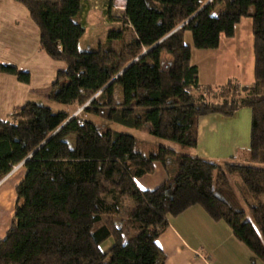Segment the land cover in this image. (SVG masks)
Here are the masks:
<instances>
[{"label": "trees", "instance_id": "16d2710c", "mask_svg": "<svg viewBox=\"0 0 264 264\" xmlns=\"http://www.w3.org/2000/svg\"><path fill=\"white\" fill-rule=\"evenodd\" d=\"M16 1L38 26L41 49L65 64L49 99L83 108L68 120L65 111L27 101L0 120V181L18 164L25 169L0 239V264H165L156 240L168 217L194 205L225 221L264 261V0H125L122 19L132 36L125 39L124 28L110 29L90 51L79 49L86 31L82 0ZM243 17L252 23L253 81L238 87L229 80L211 98V88L199 83L191 52L216 48L221 36L233 37ZM0 74L23 83L30 78L4 63ZM242 107L251 109L249 164L151 144L84 117L147 128L151 135L194 148L200 116L228 117ZM155 162L162 164L165 180L139 189L135 178L152 173ZM220 172L239 177L248 213L230 189L215 184ZM124 199L134 203L126 235L114 221ZM247 214L263 242L248 236ZM109 238L112 244L103 250Z\"/></svg>", "mask_w": 264, "mask_h": 264}, {"label": "crops", "instance_id": "0c3cea01", "mask_svg": "<svg viewBox=\"0 0 264 264\" xmlns=\"http://www.w3.org/2000/svg\"><path fill=\"white\" fill-rule=\"evenodd\" d=\"M82 5L81 19L87 30L91 17L103 6V0H82ZM39 40V28L27 8L16 0H0V63L14 65L19 70L28 72L30 77L29 82L23 83L14 75L0 74V120H6L13 109L27 101L50 105L53 102L48 93L57 72L64 69L65 64L61 60L52 59L43 51ZM220 45L221 38L219 45L210 50L218 49ZM200 51L192 50L191 62L198 68L200 85L210 86L213 84L209 81L202 83L200 79L198 63L201 60L195 58ZM67 113L73 115L75 111ZM250 127L251 109L248 107L239 108L228 117L219 113L202 115L197 120V144L194 148H189V154L217 161L250 163ZM144 129L148 131L147 128ZM157 163L159 162L154 163L152 173L135 178L139 189H153L165 180L166 173L161 163L162 167H157L155 171ZM16 166H21L22 172L13 175L11 170L0 181V239L5 236L10 225L16 200L15 187L25 172L21 164ZM215 176V184L225 185L243 206L245 190L239 177H233L234 183L229 186L222 172ZM152 228L153 226L150 227ZM249 237L261 242L258 234ZM106 241L108 243L103 250L112 244L110 238ZM156 242L165 254V264H264L263 260L254 257L246 244L233 235L231 227L225 221L213 220L199 205L168 217L167 226Z\"/></svg>", "mask_w": 264, "mask_h": 264}, {"label": "rangeland", "instance_id": "374dc122", "mask_svg": "<svg viewBox=\"0 0 264 264\" xmlns=\"http://www.w3.org/2000/svg\"><path fill=\"white\" fill-rule=\"evenodd\" d=\"M103 6H105V8H103ZM103 6H101L100 10L94 13L91 17L90 26L81 38V42L79 44L80 50H95L98 47L99 43H103L105 41V35L111 28H124L125 39H128L132 36V31L130 30L129 25H127L122 19L124 0H103ZM109 22L114 23L110 24ZM220 38L221 45L218 49H193L201 50L204 53L203 54L200 51V53H197L198 55L195 58L201 60L198 64L200 66V79L202 83L209 81L213 84L207 86L211 88L210 93H208V96L211 98L215 96L217 97L221 93V89H219L221 85L225 84L229 80L238 81L240 83L238 84V87L249 85L253 81L254 55L251 18L243 17L240 22L235 25V34L233 37L221 36ZM185 39L187 43H191V36L189 31L186 32ZM205 51L208 52L206 53ZM205 85L207 84L201 86L204 88ZM43 104L51 107L54 111L61 110L65 112H71L72 110H74V114H78L81 111L80 107L76 105H72L71 107L70 105L60 104L54 101L51 102V105L50 103L48 104L44 102ZM84 117L101 126L109 127L119 132L131 134L152 144L166 146L187 154H189L190 152L189 148L183 147L176 142L151 135L146 129L137 130L134 128H129L110 121H106L95 115L85 114ZM157 167L162 166L160 163H157L155 171H157ZM20 168L21 166L13 167V175L22 172V169ZM223 176L226 179V183L229 186H232V183H234L233 177L236 178V175L223 173ZM216 178L217 176H215V179ZM133 207L134 203L131 200L124 199L123 211L118 216L114 217V221L119 227H121L124 235L127 234L126 216L128 212L133 209ZM243 207L246 209L244 205ZM246 212L248 213L247 209ZM247 216V233L249 234V236L258 234L261 242H263L260 232L256 228L249 214H247ZM107 243V241L103 242L101 247L106 248Z\"/></svg>", "mask_w": 264, "mask_h": 264}, {"label": "water", "instance_id": "95a60500", "mask_svg": "<svg viewBox=\"0 0 264 264\" xmlns=\"http://www.w3.org/2000/svg\"><path fill=\"white\" fill-rule=\"evenodd\" d=\"M179 27H180V26H178L176 29H178ZM176 29H175V30H176ZM146 52H147V50H144V51H143V52H142V53H141L136 59H134L133 61H135V60H137L138 58H140V57H141L142 55H144ZM133 61H132V62H133ZM132 62H130L129 64H131ZM129 64H128V65H129ZM128 65H127V66H128ZM82 108H83V106L80 107V109H82ZM74 115H75V114L70 115V116L68 117V120H69L70 118H72Z\"/></svg>", "mask_w": 264, "mask_h": 264}, {"label": "built area", "instance_id": "2783aa9c", "mask_svg": "<svg viewBox=\"0 0 264 264\" xmlns=\"http://www.w3.org/2000/svg\"><path fill=\"white\" fill-rule=\"evenodd\" d=\"M124 7V6H123ZM122 18H126V16L125 15H123V17Z\"/></svg>", "mask_w": 264, "mask_h": 264}]
</instances>
